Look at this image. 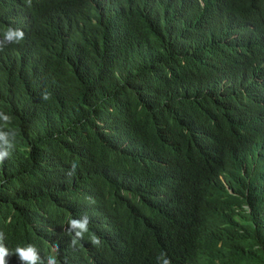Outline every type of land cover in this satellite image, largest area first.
<instances>
[{
	"label": "trees",
	"instance_id": "trees-1",
	"mask_svg": "<svg viewBox=\"0 0 264 264\" xmlns=\"http://www.w3.org/2000/svg\"><path fill=\"white\" fill-rule=\"evenodd\" d=\"M7 27L10 252L89 214L65 264H264V0H0Z\"/></svg>",
	"mask_w": 264,
	"mask_h": 264
},
{
	"label": "clouds",
	"instance_id": "clouds-1",
	"mask_svg": "<svg viewBox=\"0 0 264 264\" xmlns=\"http://www.w3.org/2000/svg\"><path fill=\"white\" fill-rule=\"evenodd\" d=\"M3 38L0 39V51H3L8 44H19L25 38L23 30L18 28L7 27L0 31ZM43 100L49 99L47 92L42 94ZM11 123V117L0 112V163L8 158L10 150L14 148L15 133L8 130ZM77 164L73 163L67 175L74 174ZM67 232L71 239L58 249V245L54 246H37L32 241H25V244L17 246L13 252L3 243L4 235L0 233V264H8V257L15 255L16 264H65L64 249L75 247L78 241L82 244L92 242L94 245L101 243L100 239L95 235L97 233V225L88 214L81 215L79 218H72L68 221ZM158 260L161 264H171L170 260L160 257Z\"/></svg>",
	"mask_w": 264,
	"mask_h": 264
}]
</instances>
